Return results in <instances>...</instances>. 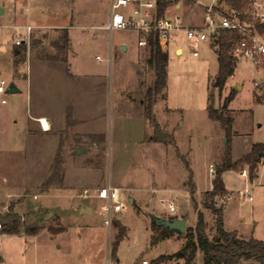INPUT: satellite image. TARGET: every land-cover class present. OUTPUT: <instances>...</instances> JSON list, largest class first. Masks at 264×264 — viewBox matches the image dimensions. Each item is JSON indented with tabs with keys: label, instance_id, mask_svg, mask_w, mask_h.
Masks as SVG:
<instances>
[{
	"label": "rangeland",
	"instance_id": "obj_1",
	"mask_svg": "<svg viewBox=\"0 0 264 264\" xmlns=\"http://www.w3.org/2000/svg\"><path fill=\"white\" fill-rule=\"evenodd\" d=\"M111 1L0 0V8L4 9L0 11V76L17 81L22 90L5 95L0 93V148L24 149L29 119L42 108L41 101L38 104L27 97V82L31 84L36 80L39 94L47 93L44 79H56L59 73L63 75L69 70L68 64L62 61L69 54L68 47L62 49L55 45L56 41H60L59 45L62 43V28L34 33L29 45L17 47L13 45L14 26L60 24L69 27L75 51L79 54L73 70H99L105 75L108 85L106 110L96 120V128L104 134L91 137L74 134L72 127L66 125V132L58 137L62 140L60 149L52 151L58 159L50 172L58 178L64 168L63 153L69 152L86 174L85 182L119 186L124 206L119 211L112 209L109 214L104 209L105 202L98 203L91 196L92 189L86 195L80 189L76 193L77 199L67 200L65 208L61 209L62 222H55L52 217L44 220V212L31 216L32 205L37 203L34 192L40 193L44 185L41 183L39 189L33 188L27 175L39 177L48 167L32 165L33 158H29L31 163L26 165L22 162L23 157L26 153L42 152L37 146L43 141L58 140L57 136L35 132L31 138L34 142L20 153L14 165L0 166V231L6 216L14 214L20 216L21 226L36 227L34 233L40 239L50 230L54 234L60 231L61 234L49 243L44 240L35 243L37 256L33 255V246H29L28 260L36 258V264H144V261L147 264H185L184 259L169 255L184 246L187 231H174L154 242L161 230L155 228L152 216L185 217L188 228L197 225L200 211L213 240L217 235L216 216L203 205L205 192L212 188L219 167L239 161L237 168L225 169L221 174L225 193L230 197L223 199L224 193L213 199L218 207L223 206L225 229L237 231L239 237L247 240H264V171L258 165L256 177L244 176L241 172L246 169L249 174V165L240 162L254 143L264 142V64L238 59L234 74L222 83L217 76L216 49L210 42L195 43L181 34L167 46V86L160 93H153V99L159 97V100L156 106L152 104V119L145 127L140 120L141 109L134 90L141 81L136 50L131 46L125 52L119 44L124 38L133 45L137 36L128 30L111 34L95 27L109 21ZM218 1L180 0L182 7L175 9L173 0L165 13H178L186 24L192 25L203 21L206 7ZM96 33L105 37L102 44L92 43L91 37ZM45 35L46 38L36 44V39ZM177 46L184 48L183 53L176 52ZM194 49L199 51L198 56L193 55ZM97 55L104 60L96 59ZM151 78H154V72H151ZM118 92L122 94L120 99ZM230 92L234 99L230 110L224 112L233 118L231 136H228L225 127L210 118L208 106L212 97L215 106L221 108ZM3 97L8 101L5 104L1 102ZM147 105L146 101L145 114ZM150 134L162 141L150 142ZM143 136L145 143L141 141ZM65 140L66 149H63ZM32 145L36 149L32 150ZM78 146L89 148L91 152L78 153ZM228 151L231 157L226 160ZM211 165L213 172L209 170ZM193 184L196 190L192 195ZM170 189H173L172 198L177 205L174 212L169 210L167 202H161L162 198L170 196ZM13 192V202L7 201L5 197ZM16 203L20 213L15 212ZM7 209L10 212H6ZM117 222L125 228L127 235L116 247ZM4 235L0 233V250L8 252L12 247L3 241ZM160 257L162 259L157 263ZM195 264H204L203 252L198 251ZM246 264L256 263L247 261Z\"/></svg>",
	"mask_w": 264,
	"mask_h": 264
},
{
	"label": "crops",
	"instance_id": "obj_2",
	"mask_svg": "<svg viewBox=\"0 0 264 264\" xmlns=\"http://www.w3.org/2000/svg\"><path fill=\"white\" fill-rule=\"evenodd\" d=\"M112 2L113 0L111 1L110 4L111 12H110L109 21L107 23L95 26L97 30L98 29L108 30L110 31L111 34L114 31H125V30L111 31L110 29L107 28V25L109 24L111 19ZM179 3L181 2H177L176 9L180 8ZM17 26H23V25L21 24L14 26L16 32H15L13 45L18 47V45L15 44V40L17 37V28H16ZM33 27L34 30L32 37L34 36V33H40L44 29L62 28L63 35L65 34L64 30H67L69 39L67 42V46L63 48L68 47L69 54L66 57L62 58V61L68 64L69 70L64 72L63 75L59 73V75L57 76L58 78L56 79H54L53 77L44 79L46 85L48 86L47 93L44 92L42 94H39V86L36 85L38 84L36 80L33 81V83L31 84L27 82V97L30 98L32 102L35 100L38 104L39 101H41L42 108L41 110L38 108L31 115L29 119L30 122L28 125V131L26 137L27 142H26V147L24 149L14 150V148L12 147L0 148V166L14 165L17 162L18 160L17 157L20 155V153L25 152L30 147V143H32L33 141V139L31 138L35 132H39L42 135L49 137L57 136L58 139L57 141L50 139L47 142L43 141V143L40 146L39 145L37 146L38 150H42V152L38 151L37 153L30 155L26 153L25 156L23 157L22 162L25 163L26 165H30L31 161H29V158H33V162L31 163L32 165L34 164L39 166L41 165L43 167H48L47 171L44 168L43 173L39 177L33 174L27 175L28 182L31 183L33 188L35 187L39 189L41 183L42 185H44L48 179L51 181L48 187L44 186L42 190L39 191L40 193L34 192L33 198L37 200V203L32 205L33 209L30 215L36 216L39 213L44 212V216H43L44 220L52 217L55 219V222H62V215L60 214L61 209L65 208L67 200L75 201L77 199L78 195L76 193L80 189H83L85 195L91 191L90 189H92L91 196H93V198L96 201H98V203L100 201H104L103 199L98 197V191L101 187H104L108 184L105 182H100V183L85 182L86 174L80 170L79 165L76 164V160L74 159L71 153L69 152L63 153L62 163L64 168L61 174L57 175L58 176L57 179L55 178L56 175H54L50 171H51V167H53L55 161H57L58 159L57 158L58 156L54 155L52 151L55 148L56 150L60 149L61 147L60 143L62 140H59L60 138L58 137L62 136V134L66 132V125L72 127L71 132L74 134L80 133V134L88 135L90 137L97 135L102 136L104 134L103 131L98 130V128H96V120L106 110L108 85L106 83V80H104L105 75L99 70H90L84 68H80V70L78 71L73 70V68L76 69L74 67V64H75V59L78 58L79 54L76 53L75 51L73 38L71 37L69 27L60 24L57 25L55 24L53 26L36 25ZM126 30H128L129 32H134L136 34L137 36L136 41L135 43H133V45H131L132 43L122 38L119 40V44L121 45V47L125 52L128 51L131 46L135 47L136 56L138 60L139 76L141 77L140 79L141 81H139V84L136 86V89L134 90L137 96L138 105L141 109L140 120L144 123L145 127H147L149 119L145 114V104L147 101L148 91L154 88L155 70L148 63V59L150 57V48L139 47L137 42L139 39L138 33L134 30H130V29H126ZM101 35H102L101 33L94 34L93 37H91L92 43L102 44V40H104L105 37ZM45 38L46 35L42 37L40 40L36 39L37 40L36 44L41 43V41H43ZM57 42L60 43V41ZM61 44H63V39ZM168 44L163 45L162 49L167 51ZM55 45L57 46L56 42ZM175 50L178 54H181L183 53L184 48L182 46H177ZM112 58H113V53L111 47L110 61H112ZM96 59L100 61L104 60V58L101 57L100 55H97ZM151 72H154V78H151ZM34 77L37 78L36 73H34ZM0 78L2 77L0 76ZM11 82H15V84L17 85V81H9V83ZM147 82H149L150 84L146 85ZM17 87L20 89V92H22L19 85H17ZM121 95L122 94L118 92L119 99ZM158 100L159 97H155L153 99V105L156 106ZM41 120L43 121L44 125L42 124ZM145 134H146V130H145ZM149 138H150L149 139L150 142H154L153 135L150 134ZM141 141L142 143H145L144 136L142 137ZM62 145H63V149H66V140L62 142ZM94 146H97V143H94ZM69 148H71V146ZM78 148H85V150H83L82 152H86V151L91 152L89 148L86 147L78 146L76 149ZM31 149L34 150L36 148L34 147V145H32ZM55 182L56 184H54ZM109 184L112 185L111 183ZM99 185L102 186L99 187ZM115 187H118L121 190L119 186L115 185ZM14 193L15 192H13L12 194H7L5 199L9 202H13L12 198L13 196H15ZM29 194L30 193H28L26 197ZM18 205L19 204L17 203L14 205L15 212H19L17 210ZM82 211H87V209H83ZM6 212H10V211L7 209ZM25 229L26 227L22 226L21 232L18 233H8V232L0 231V233H5L4 235L5 237L3 241L7 243V245H11L12 247V249H8V252L7 251L2 252L0 250V255L4 258L6 264H36L37 263L36 258H34L33 260H28L29 246H33V255L35 254L37 256L38 251L36 252V244L38 240L39 241L44 240V242L49 243L50 241H53L56 237H58V235L61 234L60 231L54 234L50 230L49 234H47L45 237H42L40 239L36 233L32 232L28 234L25 231ZM0 241H2V239Z\"/></svg>",
	"mask_w": 264,
	"mask_h": 264
},
{
	"label": "built area",
	"instance_id": "obj_3",
	"mask_svg": "<svg viewBox=\"0 0 264 264\" xmlns=\"http://www.w3.org/2000/svg\"><path fill=\"white\" fill-rule=\"evenodd\" d=\"M159 1L113 0L111 19L107 28L111 31L126 29L136 31L139 35L138 46L141 48H150L152 40L158 41L162 47L181 34L186 35L189 40L195 43L207 41L210 44H218L222 33L230 32L229 55L233 56L235 60L246 59L256 65L264 64V0H244L242 6L239 7L216 2L206 7L203 21L192 25L186 24L182 15L178 13L172 15L161 13ZM176 6L177 3L174 4L175 9ZM179 7H182L181 3H179ZM16 28L15 44L18 46L29 45L34 27L27 24ZM193 55L198 56L199 51L194 49ZM8 85L7 79L0 78L1 94L7 93ZM6 102V97H3L2 103ZM41 122L43 124L42 120ZM259 166L260 170L264 171V161L261 160ZM209 170L210 172L214 171L213 165ZM241 174L250 176L246 169ZM253 177L256 175L254 174ZM172 192L173 190L170 189V196L162 198L161 202H167L169 210L174 212L177 210V205L172 198ZM98 197L104 200V209L109 214L112 209L119 211L124 206L120 189L110 184L99 189ZM229 197V193L223 195V199ZM0 227H2L1 223ZM144 264H147V261H144Z\"/></svg>",
	"mask_w": 264,
	"mask_h": 264
},
{
	"label": "trees",
	"instance_id": "obj_4",
	"mask_svg": "<svg viewBox=\"0 0 264 264\" xmlns=\"http://www.w3.org/2000/svg\"><path fill=\"white\" fill-rule=\"evenodd\" d=\"M173 0H160L159 7L160 12L165 13V9ZM175 3L180 0H174ZM190 2L192 0H185ZM244 0H219L217 3H225L230 6L239 7L242 6ZM264 30V26H263ZM64 35L62 36L63 44L56 41L59 48L67 46L68 33L64 30ZM231 37L230 32H223L218 39V44H211V46L216 49L219 60V73L218 77L221 82H226L227 78L232 76L236 67V60L233 56L229 55L230 43L229 38ZM148 63L155 70V84L154 88L148 91L146 106V116L150 120L152 119V104H153V93H160L167 86L168 71L167 66L169 63V53L163 50L158 41L152 40L150 47V57ZM212 96V94H211ZM234 99V95L230 92L224 99L221 108L215 106L212 97L210 98V103L208 106V113L211 119L218 121L227 130L228 136H231L232 122L233 118L231 116H226L225 111L230 110L229 106ZM153 140L162 141L158 136H154ZM226 160L230 159L231 153L228 151L226 154ZM264 157V142L254 143L251 150L243 155L240 162L247 163L250 169V177L254 176L255 171L258 169V165L262 158ZM230 162V160H229ZM239 161L231 164L224 163L218 168L215 178L213 179L212 188L205 192L203 199V205L206 208L211 209V211L216 216V237L211 240L207 232V225L202 212H198V222L195 227L187 228V239L182 248H180L175 253L169 255L170 258H182L185 260V264H195L198 251L203 252L204 264H246L247 261L255 262L256 264H264V240L251 238L249 240L241 238L238 236L237 231H229L224 227L223 220V206L218 207L214 202L215 196H221L226 192L224 180L221 176L225 169L237 168ZM48 179L44 186L48 187L50 184ZM196 190L193 184L190 188L191 194L193 195ZM197 209V206H196ZM176 218V217H172ZM18 215H8L6 216V221L3 224L4 228L2 232L8 233H18L21 232V224L19 222ZM153 223L156 229L161 230L158 237L155 240H160L165 238L169 233L163 229V227L158 226L154 220ZM119 232L116 237V247L119 242L127 235L125 228L120 224L116 223ZM36 227H31L30 229H25L26 232L36 231ZM54 233V232H53ZM164 257V256H163ZM160 257L157 260H161ZM0 264H6L4 258L0 255Z\"/></svg>",
	"mask_w": 264,
	"mask_h": 264
},
{
	"label": "water",
	"instance_id": "obj_5",
	"mask_svg": "<svg viewBox=\"0 0 264 264\" xmlns=\"http://www.w3.org/2000/svg\"><path fill=\"white\" fill-rule=\"evenodd\" d=\"M3 10L4 9L1 7L0 11L3 12ZM16 92H20V89L17 87L15 82L9 83L8 88H7V93H16ZM83 150H85V148L77 149L79 153L82 152ZM130 202L133 203V198L130 199ZM152 219L158 226L163 227L165 231H168V232L175 231L178 233H185L187 231L188 221H187V218L185 217H177V218L172 219V218H164V217L153 215Z\"/></svg>",
	"mask_w": 264,
	"mask_h": 264
}]
</instances>
